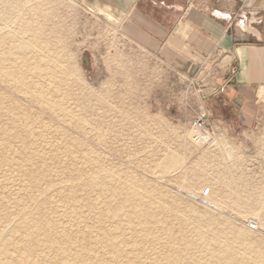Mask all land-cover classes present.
Returning <instances> with one entry per match:
<instances>
[{"label":"rangeland","instance_id":"374dc122","mask_svg":"<svg viewBox=\"0 0 264 264\" xmlns=\"http://www.w3.org/2000/svg\"><path fill=\"white\" fill-rule=\"evenodd\" d=\"M9 1L22 4L29 17L43 21L45 31L52 27L62 34L61 71L66 82L61 96L66 109L73 113H55L29 100L0 72V125L9 127L15 117L19 131L10 138L12 148L3 151L10 158L4 159L0 153V199L14 214L12 221L17 204L29 202L31 196H50L49 206L57 212L63 228L71 232L88 227L95 230L89 238L92 264L112 257L97 232L100 228L125 238L119 247L133 264H151V260L162 258L167 244L176 248L184 241L188 244L187 253L180 259L184 264H208L207 251L220 248L224 242L242 258H251L257 251L264 257L263 158L256 150L253 164L244 165L234 148L233 134L218 131V115L232 119L230 112L224 114L219 109L217 99L223 85L214 88L204 103L181 72L125 41L117 22L99 17L75 0ZM10 22L17 23L13 19L3 26L0 21L2 35L14 30ZM4 46L0 49H6ZM11 104L18 110L9 108ZM204 109H212V114L207 117ZM198 115L213 132L210 142L195 143L192 138V121ZM24 124L31 130L26 131ZM19 134L28 138L25 151L16 137ZM1 140L0 134V144ZM36 152L47 155L35 166L44 171L37 182L39 187L31 185L26 173L32 159L23 157V153L28 156ZM91 168L110 172L104 188L85 190L78 182V202L68 203L65 180L69 171L89 172ZM120 183L140 188V208L129 204L125 211H149V225L137 214L127 219L124 210H118L112 219L99 217L108 202L111 211L123 197L110 191ZM202 188H210L207 197L201 196ZM91 201L94 208L87 206ZM144 226L151 230V241L141 236ZM9 227L4 234H9ZM173 234L175 239H171ZM134 240L142 241L141 245L132 246ZM121 258L116 264H123Z\"/></svg>","mask_w":264,"mask_h":264},{"label":"bare ground","instance_id":"6f19581e","mask_svg":"<svg viewBox=\"0 0 264 264\" xmlns=\"http://www.w3.org/2000/svg\"><path fill=\"white\" fill-rule=\"evenodd\" d=\"M20 5L22 4L9 0L0 2L2 8V14L0 12L1 24H6V22L13 19L17 22L16 25L12 23L14 21L10 22L12 26L14 24V30L6 36L1 34L4 25L0 27V48H2L4 44H7V47L4 46L6 49H0V72L3 73L6 81L13 84L15 89L22 92L29 100L46 106L55 113L62 112L67 115H73L62 103L63 96H61L62 94L64 95L61 89L63 86L65 87L64 83L66 82L64 81L65 73L61 71V53H63L64 47L62 34L52 27L45 31L46 26L42 23L43 21L41 20L42 22H39L38 19L32 16L29 17V12L27 13ZM52 14L53 13L49 15ZM26 76L29 78L28 82L25 81V79H28ZM56 97H60V99ZM9 108H13L15 111L18 110V106L15 104H11ZM76 119L77 118H75V120ZM17 123L18 119L12 117V122L9 127L0 125V134L2 135L0 153L8 147L12 148L10 147L9 141L18 131ZM76 123L80 124V121ZM23 127L26 131L31 130L28 124H24ZM16 137L20 138L22 142L20 148L24 151L27 150V136L19 134ZM80 155L82 156L83 154ZM1 156L4 159L10 158L4 152L1 153ZM23 157L32 159L31 163L33 166L31 165L32 167L30 166V168L26 170V173L30 176L31 185L37 187L39 177L44 174V171H40L39 168L35 166L40 165L37 161L47 158V155L36 152L33 153V155L26 156L23 153ZM86 171H88V169H86ZM68 174L69 175L66 176L68 179L65 180L68 194L66 199L68 203L74 204L78 202L77 196H75L76 191L80 187L78 186L79 184H77L78 182L82 183L81 189L91 190L95 187L103 189L104 187L102 185L107 183L110 172L104 173L101 172L100 169L91 168L89 172H85V170L83 171L81 169H74L70 170ZM119 180L121 181V179ZM44 188L45 187H40V189ZM110 189V191H114L117 194H122L123 197H121L114 206H111V211L109 210L110 202H108V208L106 211L100 210L99 217H111L112 219V217L117 216L118 210L125 211V207L129 204L138 209L140 208L143 193H141L139 187L121 184L119 186H111ZM203 190L204 188L201 189V192ZM50 201V196L44 197L43 199L31 196L29 202L17 204V210H15L14 216L15 219L12 221L14 214L8 211V206L0 199V264H92L93 252L90 248L93 244L89 242V238L95 230L88 227L85 229H75L74 232H71L72 229L63 228L60 225L61 221L57 219V217H59L57 216L58 214L56 215L57 212L55 213L52 211V208L49 206ZM87 204V206L92 208L95 207L93 201ZM144 205L145 204H142V206ZM135 214L141 218V222L145 225L151 223L150 218L152 215L147 210L142 209V211H138L136 209H130L124 212V216L127 219ZM8 227L9 234L7 235L4 234V229ZM180 230H183V228ZM150 231L149 227L144 226L141 228V236L143 235L145 241H151ZM97 232L101 235L103 244L106 245L112 253V257L109 259L99 258V262L96 264H116L118 258H121L123 253L126 254V251H122L119 247V243L125 242V238H118L112 235V232L101 228L98 229ZM176 237L175 234L171 235V239H175ZM182 239L184 240V237ZM214 240L220 244L218 237H215ZM126 243H129V241ZM141 243L142 241L138 242L134 240L131 245L139 247ZM187 245L185 241L176 248H173V246L170 247L167 244L162 258L151 260V264H184L181 261V256L187 253ZM82 251L85 252L84 255H81ZM207 255L208 264H264V257L261 255V251H257V254L255 253L251 258H242L235 254L232 246L226 242H224V245L220 248L209 249ZM121 259H123V264H133V260L129 256H123ZM140 263L141 262H137L135 264Z\"/></svg>","mask_w":264,"mask_h":264},{"label":"crops","instance_id":"0c3cea01","mask_svg":"<svg viewBox=\"0 0 264 264\" xmlns=\"http://www.w3.org/2000/svg\"><path fill=\"white\" fill-rule=\"evenodd\" d=\"M75 1L181 72L204 103L223 85L219 109L232 119L218 115V131L233 134L244 165L256 150L264 163V0Z\"/></svg>","mask_w":264,"mask_h":264},{"label":"built area","instance_id":"2783aa9c","mask_svg":"<svg viewBox=\"0 0 264 264\" xmlns=\"http://www.w3.org/2000/svg\"><path fill=\"white\" fill-rule=\"evenodd\" d=\"M191 134L195 143H207L210 142L213 132L206 125L205 118L203 116L198 115L192 121ZM209 194L210 188H205L201 192L202 197H207Z\"/></svg>","mask_w":264,"mask_h":264}]
</instances>
